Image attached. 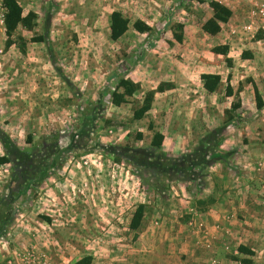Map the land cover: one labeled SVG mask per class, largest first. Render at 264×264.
I'll return each instance as SVG.
<instances>
[{
	"label": "crops",
	"instance_id": "1",
	"mask_svg": "<svg viewBox=\"0 0 264 264\" xmlns=\"http://www.w3.org/2000/svg\"><path fill=\"white\" fill-rule=\"evenodd\" d=\"M17 1L28 22L10 39L0 26V67L8 65L18 80L12 88L9 80L0 82L3 124L20 134L51 126L63 134L62 125L78 122L73 107L61 105L69 92L92 101L130 79L140 89L115 110L143 123L136 145L147 137L163 168L152 167L146 186L138 178L126 185L116 159L111 170L86 167L92 179L101 171V180L69 179L66 208L56 198L51 214L16 218L23 229L14 228L9 248L0 247V264L28 248L46 254L48 264L87 258L90 264H264V32L232 34L247 21L249 0H213L230 10L227 22L215 19L212 0ZM115 12L129 20L117 40L111 36ZM211 20L219 32L205 30ZM137 22L150 31L137 30ZM204 75L220 77L215 91L207 90ZM145 103L149 111L135 120ZM45 199L39 200L43 209Z\"/></svg>",
	"mask_w": 264,
	"mask_h": 264
},
{
	"label": "rangeland",
	"instance_id": "2",
	"mask_svg": "<svg viewBox=\"0 0 264 264\" xmlns=\"http://www.w3.org/2000/svg\"><path fill=\"white\" fill-rule=\"evenodd\" d=\"M2 53L0 51V63L2 62ZM11 71L8 65L7 68L0 67V82L9 80L12 88L18 80L17 75ZM115 90L116 88L107 93L96 94L92 101H88L78 90L69 92L71 97L68 100L65 99L66 101L61 105L63 108H67L69 105L73 107L70 113L75 115V120L78 122L62 125L63 134L58 133L54 126H51L47 131L42 129L40 133L36 130L34 133H30V130L22 129L23 132L20 134L19 127L15 130L8 128L3 124L5 115L0 116V130L4 134L10 130L14 138L8 136L26 154L25 160L13 159L10 164L0 165V194H2L0 198V247L3 251H5L3 247L9 248L11 239H13V229H23L20 225L21 222L16 221V218L21 220L22 214H32L34 217L41 213L51 214L54 212V210L52 211V200L56 198H61L63 204L59 208L67 207L64 198L66 199L68 195L71 196V189L66 186L69 179L80 184L90 179L92 182L101 180V171L93 173L94 178L92 179L85 171L86 167L102 164L111 170V166L117 158L116 154H120L124 160L117 164L125 168L122 173L123 182L126 185H135L138 178L139 182L146 186V181L149 180L148 173L151 169L155 171L151 167L161 166L160 168H163V165L159 164L158 156H154L149 151L147 137L146 140L136 145L134 138L139 126L141 127L143 123L134 125L128 118L127 111L118 113L119 111L115 110V105L112 104V94ZM10 103H16L18 106L17 99ZM121 116L123 118H120ZM8 119L14 121L13 117ZM1 149L6 155L5 149L0 144V153ZM64 167L73 168L76 173L71 176L70 171H63ZM127 171L130 174H127ZM107 175L106 178L114 183L115 180L112 176L109 173ZM133 175L135 176L132 177ZM154 180L158 179L155 177ZM53 186L55 187L54 198L51 196ZM42 187H44L43 191ZM41 192L46 198L44 200L47 204L45 209L41 208L42 205L39 201L42 197ZM123 194L127 197L132 195L130 191ZM13 200L16 203H13ZM11 212L14 214L12 215ZM32 231L35 232V230ZM28 250L34 249L28 248ZM34 251L45 255L47 259L46 254L38 252L36 249ZM14 252L17 251L8 254L7 264L12 259Z\"/></svg>",
	"mask_w": 264,
	"mask_h": 264
},
{
	"label": "trees",
	"instance_id": "3",
	"mask_svg": "<svg viewBox=\"0 0 264 264\" xmlns=\"http://www.w3.org/2000/svg\"><path fill=\"white\" fill-rule=\"evenodd\" d=\"M5 6L7 8L6 19H5V28L6 35L10 39L15 33L20 23L26 24L28 22L27 19L23 18V10L18 3L17 0H4ZM211 6L215 9V19L222 22H227L231 17V12L226 7L221 5L216 1H211ZM31 18L34 15H30ZM216 20H211L205 25V30L209 33H217L220 31V27L216 24ZM135 27L139 31H150V28L146 25L137 22ZM129 29V20L125 18L121 13L115 12L111 16V36L113 40H117L121 38ZM217 53H226L227 49H215ZM203 79L205 80V87L207 90L213 92L217 88L220 83V77L217 75H204ZM140 87L138 84L132 82L130 79L122 78L117 86V89L112 94V104L116 106H120L124 103L129 102V98L134 97ZM257 100L260 102V98L257 94ZM260 106V104H259ZM150 105L145 103L141 107L135 110L134 119L140 120L144 117V115L149 111ZM142 134H138L137 139H141ZM162 142V136L160 134H156L153 141V146H160ZM0 143L6 151V155L0 156V165L10 164L13 159L22 161L26 159V154L22 152L18 146L11 140V138L4 134L3 131L0 130ZM116 160L121 162L124 160L120 154H116ZM130 161V160H125ZM145 166H149L150 164H143ZM153 167V166H152ZM151 167V168H152ZM144 213V206H141L139 210L136 212V222L135 225L138 224V218L142 217ZM91 259H84L77 264H90Z\"/></svg>",
	"mask_w": 264,
	"mask_h": 264
},
{
	"label": "built area",
	"instance_id": "4",
	"mask_svg": "<svg viewBox=\"0 0 264 264\" xmlns=\"http://www.w3.org/2000/svg\"><path fill=\"white\" fill-rule=\"evenodd\" d=\"M249 4L247 21L239 30H233L232 34L242 33L244 36L252 38L260 30L264 32V0H249ZM6 13L7 8L4 0H0V26L5 25ZM259 166L262 167V164ZM197 227L201 235L207 234L204 224L200 223ZM8 264H48V261L45 255L38 254L34 250H28L26 252H14Z\"/></svg>",
	"mask_w": 264,
	"mask_h": 264
}]
</instances>
